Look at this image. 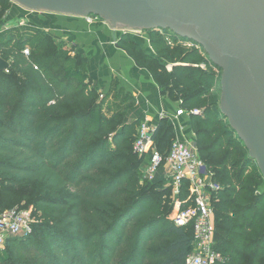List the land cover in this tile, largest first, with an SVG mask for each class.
Instances as JSON below:
<instances>
[{
    "label": "trees",
    "instance_id": "16d2710c",
    "mask_svg": "<svg viewBox=\"0 0 264 264\" xmlns=\"http://www.w3.org/2000/svg\"><path fill=\"white\" fill-rule=\"evenodd\" d=\"M2 24L0 8V58L9 65L0 71V211L25 202L37 223L29 235L6 240L0 264H185L192 225L172 222L160 173L140 184L137 123H124V111L104 112L80 55L32 23L7 31ZM147 33L155 57L127 33L119 44L163 95L187 113L199 110L189 115L197 151L223 187L213 195L215 250L223 264H264V179L220 112V71L173 33ZM153 140L164 155L174 140L166 120ZM187 197L184 182L183 207Z\"/></svg>",
    "mask_w": 264,
    "mask_h": 264
},
{
    "label": "water",
    "instance_id": "95a60500",
    "mask_svg": "<svg viewBox=\"0 0 264 264\" xmlns=\"http://www.w3.org/2000/svg\"><path fill=\"white\" fill-rule=\"evenodd\" d=\"M31 11L93 16L123 31H169L220 71V112L264 179V0H11ZM0 58V71L8 68Z\"/></svg>",
    "mask_w": 264,
    "mask_h": 264
},
{
    "label": "crops",
    "instance_id": "0c3cea01",
    "mask_svg": "<svg viewBox=\"0 0 264 264\" xmlns=\"http://www.w3.org/2000/svg\"><path fill=\"white\" fill-rule=\"evenodd\" d=\"M34 13L39 14L32 16L37 27L86 61L89 83L99 93L106 112L124 111V123H138L137 128L142 122L156 128L160 120H166L174 139L196 144L189 116L175 115L178 101L163 95L150 71L119 44L125 31L104 20L88 22L85 17ZM142 49L147 55L151 52L149 45Z\"/></svg>",
    "mask_w": 264,
    "mask_h": 264
},
{
    "label": "built area",
    "instance_id": "2783aa9c",
    "mask_svg": "<svg viewBox=\"0 0 264 264\" xmlns=\"http://www.w3.org/2000/svg\"><path fill=\"white\" fill-rule=\"evenodd\" d=\"M85 18L91 22L97 17ZM184 44L192 46L189 42ZM23 54L29 56L27 47L23 50ZM7 71L6 69L5 72ZM190 114L198 115L199 110L194 109L187 113L179 108L175 113L176 117ZM154 132L155 127L147 122L140 123L133 143V152L143 159L141 171L144 180L153 181L157 174L162 172L163 178L173 186L176 195H179L183 183L188 182V192L193 198V205L183 207L172 217V222L178 227L192 225V250L185 264H223V255L214 248L211 209L206 194L207 191L215 194L223 187L213 180L212 173L200 158L195 143L174 139L163 155L155 148ZM30 232L31 225L27 213L16 209L0 211V251L4 249L9 237L27 236Z\"/></svg>",
    "mask_w": 264,
    "mask_h": 264
},
{
    "label": "rangeland",
    "instance_id": "374dc122",
    "mask_svg": "<svg viewBox=\"0 0 264 264\" xmlns=\"http://www.w3.org/2000/svg\"><path fill=\"white\" fill-rule=\"evenodd\" d=\"M0 8L3 10V24L1 25V29L2 30L7 31V30H10V29H21L22 27L26 26L28 23H32V24H34L37 27V22L33 21L32 16H36V15H39V14H35L34 12L28 11V10L18 6L17 4L12 2L11 0H5L4 5H2ZM99 20H102V19L101 18H96V20L92 19V22L93 21H99ZM125 32L127 33V35H130V37H131L129 40H131L134 44H137L141 51H143L142 46H145V45L146 46L147 45L150 46V39H151V36H152L151 34H149L147 32H144V31H140V32L136 31L135 32L136 34H133L134 32H130V31H125ZM157 35L163 36V33L162 32H158ZM165 38L166 37H164V39ZM171 39H169V38L165 39V41L167 42V44L169 46H172V40ZM184 43H185L184 41L183 42L179 41L178 45H182V46H184V47H186L188 49H191V46H188V44H184ZM67 51L68 52L72 51V49L68 48ZM73 55L74 54H71V56H73ZM149 55H153L154 57L156 55L152 48H151V52H150ZM202 57L204 58L203 61H205L206 57L204 55ZM159 61H161V59H159ZM201 65L205 66L204 64H201ZM202 69H204V68H202ZM220 77H221V75H220ZM103 110H104V108H103ZM104 112L106 114L110 115L109 112H106V110H104ZM136 125H138V123ZM140 174L142 176L140 184H142V182H144L145 180L143 178L142 171L140 172ZM165 188L170 189V195H171L170 197H171V200H172L171 217H173L178 210L183 209V206L180 205V202H179V199H178V195L174 194L173 186H171V184L168 183L167 181H166V185L164 186V189ZM263 189H264V183L262 184V186L260 187L259 190L261 191ZM206 194L208 195V198H209V204H210V209H211L212 235L214 236V234H215L214 219H213V217H214V204H213V195H214V193H210L209 191H207ZM185 202L187 203L186 207L193 205V198L189 194V192H188V197L186 198ZM13 209H16L17 211H20V212L27 213L28 216H29V224L30 225H33V224L37 223L36 217L33 216L31 211L29 210V208L25 207V202H22L19 206L15 205V207H13ZM213 239H214V237H213ZM2 252H3V250L0 251V254H2Z\"/></svg>",
    "mask_w": 264,
    "mask_h": 264
},
{
    "label": "bare ground",
    "instance_id": "6f19581e",
    "mask_svg": "<svg viewBox=\"0 0 264 264\" xmlns=\"http://www.w3.org/2000/svg\"><path fill=\"white\" fill-rule=\"evenodd\" d=\"M135 33V32H134Z\"/></svg>",
    "mask_w": 264,
    "mask_h": 264
}]
</instances>
